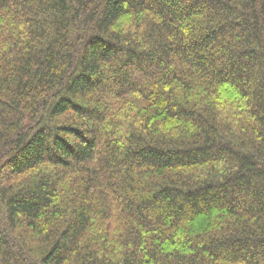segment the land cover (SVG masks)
<instances>
[{
  "label": "trees",
  "instance_id": "16d2710c",
  "mask_svg": "<svg viewBox=\"0 0 264 264\" xmlns=\"http://www.w3.org/2000/svg\"><path fill=\"white\" fill-rule=\"evenodd\" d=\"M0 264H264V0H0Z\"/></svg>",
  "mask_w": 264,
  "mask_h": 264
}]
</instances>
